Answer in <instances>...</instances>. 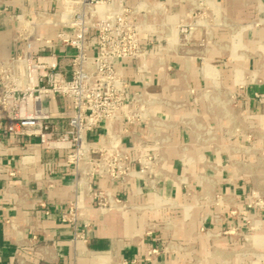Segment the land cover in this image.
<instances>
[{"label":"crops","instance_id":"crops-1","mask_svg":"<svg viewBox=\"0 0 264 264\" xmlns=\"http://www.w3.org/2000/svg\"><path fill=\"white\" fill-rule=\"evenodd\" d=\"M161 1L168 22L195 18V0ZM209 1L217 16L193 31L187 47L174 37L158 57L151 52L143 74L137 61L119 65L133 91L147 81L165 99L158 115L171 135L167 174L156 196L140 194L135 179L124 188L92 178L90 188L139 209L96 208L64 149L0 129V264H264V0ZM40 7L56 11L38 0H0V59L14 55L13 30ZM220 89L233 91L235 101ZM45 106L65 129L69 103L53 95ZM130 128L150 151L154 131ZM101 132L88 137L97 143ZM75 199L83 204L76 223L62 217Z\"/></svg>","mask_w":264,"mask_h":264},{"label":"built area","instance_id":"built-area-1","mask_svg":"<svg viewBox=\"0 0 264 264\" xmlns=\"http://www.w3.org/2000/svg\"><path fill=\"white\" fill-rule=\"evenodd\" d=\"M38 1L52 4L56 11L33 9L11 34L14 55L0 59V129L35 138L47 149H64L78 186L84 185L88 192L92 178L124 188L135 179L141 181L140 194L156 196L167 174L164 163L171 142V135L163 130L167 124L158 115L165 99L152 93L147 81L133 91L119 65L137 61L136 71L143 74L148 71L151 52L156 51L158 57L174 37L181 48L187 47L193 31L201 26L203 10L214 15L212 4L195 0L192 22L170 23L169 5L161 0H137L133 5L130 0ZM40 26L56 30L39 34ZM228 94L234 101L235 93ZM53 95L69 103L62 112L66 118L63 130L45 106ZM130 126L154 131L150 151L144 147V136ZM100 129L94 143L88 135ZM126 135L129 144L123 142ZM91 194L98 209L121 213L139 209L128 199L100 189ZM81 209L82 202L75 199L62 217L76 223ZM155 252L151 249L149 253Z\"/></svg>","mask_w":264,"mask_h":264},{"label":"rangeland","instance_id":"rangeland-1","mask_svg":"<svg viewBox=\"0 0 264 264\" xmlns=\"http://www.w3.org/2000/svg\"><path fill=\"white\" fill-rule=\"evenodd\" d=\"M206 14H208L209 16V18L207 17V21L204 19V18H206V17H204V16H202V19H201V22H200V24H201V27L200 28H202V26H204V25H206V24H208V23H212V19H213V17H212V15H211V11L210 10H207V9H205V10H203ZM214 11V10H213ZM213 14H215L216 16H217V13H215V11H214V13ZM205 15V14H204ZM211 16V17H210ZM210 18H212V19H210ZM218 20V19H217ZM203 30H204V28H202ZM202 30V31H203ZM220 94L222 95V96H224V97H227L228 99H229V101H233L232 99H230V96H229V94H228V92H230L229 90H227V89H220ZM231 92H233V91H231ZM228 94V95H227ZM235 101V100H234ZM233 101V102H234ZM236 213V211L235 210H233V214H235ZM206 232V231H205Z\"/></svg>","mask_w":264,"mask_h":264},{"label":"bare ground","instance_id":"bare-ground-1","mask_svg":"<svg viewBox=\"0 0 264 264\" xmlns=\"http://www.w3.org/2000/svg\"><path fill=\"white\" fill-rule=\"evenodd\" d=\"M82 183H80V185H81Z\"/></svg>","mask_w":264,"mask_h":264}]
</instances>
